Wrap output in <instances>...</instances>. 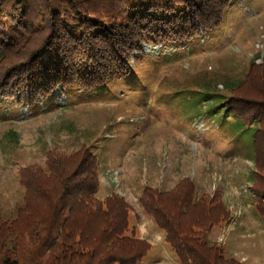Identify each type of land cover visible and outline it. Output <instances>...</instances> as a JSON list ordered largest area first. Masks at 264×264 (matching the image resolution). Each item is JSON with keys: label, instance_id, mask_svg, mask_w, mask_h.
Instances as JSON below:
<instances>
[{"label": "rangeland", "instance_id": "1", "mask_svg": "<svg viewBox=\"0 0 264 264\" xmlns=\"http://www.w3.org/2000/svg\"><path fill=\"white\" fill-rule=\"evenodd\" d=\"M139 46L129 56L131 73L102 87L57 84L34 102L18 99L24 91L12 87L11 95L0 94V218L17 214L21 170L51 176L52 155L86 147L96 162L94 197L120 196L130 226L150 243L137 264H178L140 204L142 191L168 190L188 177L196 196L218 190L232 214L255 211L248 179L254 125L230 115L243 106L232 101L226 113L224 105L229 84L241 85L251 62H264V0H230L216 29L187 41ZM255 225L243 240L216 225L208 239L226 257L241 261L244 254L251 259L243 264H264V221L257 224L262 233Z\"/></svg>", "mask_w": 264, "mask_h": 264}, {"label": "trees", "instance_id": "2", "mask_svg": "<svg viewBox=\"0 0 264 264\" xmlns=\"http://www.w3.org/2000/svg\"><path fill=\"white\" fill-rule=\"evenodd\" d=\"M229 3L0 0V94L11 95L12 87L24 91L18 99L34 102L37 96L51 94L57 84L102 87L131 73L129 56L132 50H140V43H181L210 32L222 21ZM252 63L241 85L229 84L224 111L233 101L243 108L230 115L242 125H254L248 179L255 212L264 219V62ZM94 160L89 149L79 147L47 160L46 172L52 177L39 168L21 170L25 192L17 214L12 220L0 218V264H137L142 260L150 244L130 226L127 204L117 195L94 197L98 179ZM140 204L163 231L178 264H242L226 257L223 246L208 239L212 227L231 218L220 191L196 196L194 183L185 177L168 190L146 187Z\"/></svg>", "mask_w": 264, "mask_h": 264}, {"label": "crops", "instance_id": "3", "mask_svg": "<svg viewBox=\"0 0 264 264\" xmlns=\"http://www.w3.org/2000/svg\"><path fill=\"white\" fill-rule=\"evenodd\" d=\"M221 198H222V196H221ZM223 200L224 199L222 198V201ZM230 215H231V218H230V221L228 223L219 224V225L225 226L226 229H228L229 235L236 233L240 240H243V239L247 238L248 232L249 231H253V230H249L251 228V224L252 225L256 224L255 226L259 228L260 226L257 225L258 222L260 220L264 221V219L261 218L255 211L254 212H247V213H244V214H238V215L237 214H232L230 212ZM212 229H213V227H212ZM259 232L260 233L263 232L262 228H259ZM209 233H211V231ZM235 253L236 252H234L233 254H235ZM241 259L242 260L241 261L239 260V261L242 262V264H243L244 262L249 261V259H251V257H249V255H244L243 254L241 256Z\"/></svg>", "mask_w": 264, "mask_h": 264}, {"label": "clouds", "instance_id": "4", "mask_svg": "<svg viewBox=\"0 0 264 264\" xmlns=\"http://www.w3.org/2000/svg\"><path fill=\"white\" fill-rule=\"evenodd\" d=\"M159 46H161V45H159Z\"/></svg>", "mask_w": 264, "mask_h": 264}]
</instances>
